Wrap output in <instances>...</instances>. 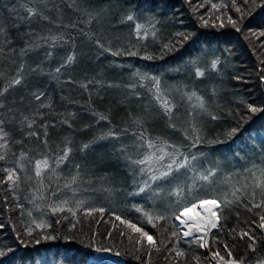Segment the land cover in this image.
Returning <instances> with one entry per match:
<instances>
[{
	"label": "trees",
	"instance_id": "trees-1",
	"mask_svg": "<svg viewBox=\"0 0 264 264\" xmlns=\"http://www.w3.org/2000/svg\"><path fill=\"white\" fill-rule=\"evenodd\" d=\"M0 155V264L263 263L264 0H0Z\"/></svg>",
	"mask_w": 264,
	"mask_h": 264
},
{
	"label": "snow or ice",
	"instance_id": "snow-or-ice-1",
	"mask_svg": "<svg viewBox=\"0 0 264 264\" xmlns=\"http://www.w3.org/2000/svg\"><path fill=\"white\" fill-rule=\"evenodd\" d=\"M245 2H247V0H245ZM28 11H29V14L31 15V14H32V9H29ZM236 11L239 12V11H241V10H240L239 8H236ZM126 19L129 20V21H131V20H133V16L129 15V16L126 17ZM229 19H230V22H232L233 24H235V21H231V18H229ZM141 27H142V26H141L140 24H137V25H136V29H137V30H139ZM116 54H118V53H113V55H116ZM129 54H130V55H135L136 53L133 52V53H129ZM67 59H68V61H71V60L73 59V57H72V56H69ZM214 66H215V65H214ZM58 71H59V70H58ZM197 75H200V73L197 72ZM13 83H19V81L16 80V81H14ZM37 99H39V97H37ZM201 107H203V102H202V101H201ZM249 111L255 113V112L259 111V109H257L256 107H253V106L249 105ZM213 118H215V117H213ZM66 155H67V152H65V156H66ZM3 159H4V156H3V155H0V160H3ZM146 159H147V158H146ZM139 163H143V161H139ZM41 164H43L44 167H47V161H43V162H41V161H37V172H36V175H37V176L40 175V166H41ZM169 168H171V165H169ZM164 175H167V173H165ZM210 175H212L211 172H210L208 175L203 176L202 179L207 180V179L209 178ZM13 177H14V172L9 171L8 180H10V181L13 180ZM153 179H155V177H153ZM256 187H257V188L264 189V181H258L257 184H256ZM143 190H144L143 188L140 189V191H143ZM233 195L235 196L236 193L233 192ZM254 196H255V193H253V197H254ZM237 199H239V197H237ZM199 203H200V204H210V205H212L214 208H220V203H218L217 200H215V199H213V200H207V201L202 200V201H199ZM228 203H230V202H229V201H224V204H225V205H227ZM252 206H253V207H261V208H264V200H262L260 204L253 203ZM193 207H195V205H193ZM59 210H61V209L58 208V207H54V208H53V212H56V211H59ZM137 210L139 211V209H137ZM249 210H251V209H249ZM100 211H103V209H101ZM183 214H184V213H183V211H182V212L180 213V216H177V219H180V217L183 216ZM211 216H212V217H216V212H215V211H212V212H211ZM117 219H120V217H117ZM121 222H122V223H126V224H128V227L132 228L135 232H139V233L141 234V236H142V237H146V238L148 239V241H153V237H152V236H150L147 232L143 231V229L136 227L135 224L129 223L128 221H121ZM181 223H184V221L181 220ZM210 226L213 227V228L217 226L215 220H212V221L210 222ZM257 226L260 227V228H262V229H264V215H261V216H260V224H258ZM190 234H191L190 231L184 233L185 236H189ZM173 235H175V233H173ZM242 236H248L249 240H253V239H254L253 236H251V235L249 234V232H243V233H242ZM50 238H51V237H49V239H50ZM38 242H39V241H37V243H38ZM200 246H201V247H204L205 244L202 243ZM251 246H252V245L250 244L249 247H251ZM156 250L159 251V248H157ZM97 251L99 252V251H101V249L98 248ZM105 251H106V249H105ZM0 255H3V253L0 252ZM177 255H182V253H179V252H178ZM217 255H218V253H214V254H213V258H215V256H217ZM229 255H231V253H229ZM223 259H224V257L221 256V257H220V260H223Z\"/></svg>",
	"mask_w": 264,
	"mask_h": 264
},
{
	"label": "rangeland",
	"instance_id": "rangeland-1",
	"mask_svg": "<svg viewBox=\"0 0 264 264\" xmlns=\"http://www.w3.org/2000/svg\"><path fill=\"white\" fill-rule=\"evenodd\" d=\"M207 200H213V199H209V198L204 199V201H207ZM193 205H195V207H193ZM192 209L195 212L194 215L189 214L184 219L182 218V216L180 217V219H177V216H180V213L182 211H183V213H186L187 211H190ZM216 209L217 208H214L210 204H200L199 201H197L196 203L192 204L188 208L182 210L180 213L175 215L174 216V219H175L174 222L177 225L178 229L180 230V233L182 234V236H184L185 238H189L191 235L196 234L200 237V239L202 241H204V240L206 241L208 232L213 228L210 226V222L212 220H215V222H217L216 217L211 216V212L212 211L216 212ZM181 220H183L184 223H181ZM189 231L191 232V234L189 236H185L184 233L189 232ZM146 240L148 241L147 238H146ZM204 244H205V242H204ZM114 258L115 257H111V258L96 257L94 259V262H96V263L105 262V264H111V262H112V263L117 264V262H115L113 260ZM209 259H210L211 264H237V263L231 262V261H227V262L222 261L221 262L218 259L213 258L211 255H209ZM262 264H264V262Z\"/></svg>",
	"mask_w": 264,
	"mask_h": 264
},
{
	"label": "bare ground",
	"instance_id": "bare-ground-1",
	"mask_svg": "<svg viewBox=\"0 0 264 264\" xmlns=\"http://www.w3.org/2000/svg\"><path fill=\"white\" fill-rule=\"evenodd\" d=\"M189 214H195L194 210H190V211H187L186 213L183 214L182 218L184 219L185 217H187Z\"/></svg>",
	"mask_w": 264,
	"mask_h": 264
},
{
	"label": "water",
	"instance_id": "water-1",
	"mask_svg": "<svg viewBox=\"0 0 264 264\" xmlns=\"http://www.w3.org/2000/svg\"><path fill=\"white\" fill-rule=\"evenodd\" d=\"M204 242H205V240H204V241H202V240H201V243H203V244H204Z\"/></svg>",
	"mask_w": 264,
	"mask_h": 264
}]
</instances>
